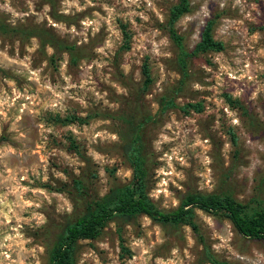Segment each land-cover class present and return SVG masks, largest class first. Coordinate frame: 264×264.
<instances>
[{
  "label": "rangeland",
  "instance_id": "374dc122",
  "mask_svg": "<svg viewBox=\"0 0 264 264\" xmlns=\"http://www.w3.org/2000/svg\"><path fill=\"white\" fill-rule=\"evenodd\" d=\"M188 1L174 23L185 47L212 19L223 49L188 58L180 82L167 33L176 0H0V23L45 29L75 55L0 33V264H46L65 223L130 181L121 145L132 125L157 208H175L187 191L264 206V0ZM194 216L198 234L143 214L114 218L77 241L75 263L212 264L207 250L228 264H264V237L242 236L219 212Z\"/></svg>",
  "mask_w": 264,
  "mask_h": 264
},
{
  "label": "trees",
  "instance_id": "16d2710c",
  "mask_svg": "<svg viewBox=\"0 0 264 264\" xmlns=\"http://www.w3.org/2000/svg\"><path fill=\"white\" fill-rule=\"evenodd\" d=\"M189 11L188 0H176L170 7L167 19V33L177 51V66L181 75L180 82L187 76V59L206 51H219L223 43L211 35L212 19H207L199 32V38L192 48L187 49L183 43V36L175 27V21ZM0 33L20 38L36 37L41 44L53 45L57 49L67 52L69 60L75 61L73 46L57 39L49 31L39 27L14 26L9 27L0 23ZM142 85L146 87L150 82V75L146 64H142ZM165 106L174 105L170 98ZM181 108H190L199 111L197 103H186ZM54 121L66 122L68 118ZM121 152L131 169L129 182L109 188L103 195L91 199L84 213L73 221L65 223L50 239L46 249V264H76L75 248L80 239L96 238L105 224L119 218L129 221L136 215L143 214L161 224L172 227L188 225L198 234L195 222L194 209L205 212H219L225 216L235 230L247 238L261 239L264 237V206L250 207L227 195L204 193L200 191H187L179 200L178 205L170 210H161L155 206L146 194L147 161L142 136L136 125H132L126 133L121 145ZM74 187L81 192L83 186L77 179L73 180ZM122 250L124 249L121 247ZM207 260L212 264H228L213 258L205 250Z\"/></svg>",
  "mask_w": 264,
  "mask_h": 264
}]
</instances>
